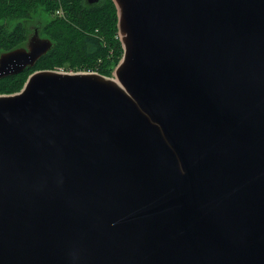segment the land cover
Returning a JSON list of instances; mask_svg holds the SVG:
<instances>
[{
	"label": "water",
	"instance_id": "1",
	"mask_svg": "<svg viewBox=\"0 0 264 264\" xmlns=\"http://www.w3.org/2000/svg\"><path fill=\"white\" fill-rule=\"evenodd\" d=\"M113 1V77L0 95V264H264V0Z\"/></svg>",
	"mask_w": 264,
	"mask_h": 264
},
{
	"label": "trees",
	"instance_id": "2",
	"mask_svg": "<svg viewBox=\"0 0 264 264\" xmlns=\"http://www.w3.org/2000/svg\"><path fill=\"white\" fill-rule=\"evenodd\" d=\"M63 12L58 16L56 12ZM48 20H41L43 15ZM43 38L54 43L34 68L0 80V95L19 93L36 71L84 72L98 70L113 77L124 57L118 28V10L113 0L90 5L87 0H0V53L24 45L31 19ZM34 18V19H35Z\"/></svg>",
	"mask_w": 264,
	"mask_h": 264
},
{
	"label": "rangeland",
	"instance_id": "3",
	"mask_svg": "<svg viewBox=\"0 0 264 264\" xmlns=\"http://www.w3.org/2000/svg\"><path fill=\"white\" fill-rule=\"evenodd\" d=\"M56 13H57L58 16H62V15H63V12H61V11L56 12ZM39 17H40V16H36V18L34 17L35 19H34V18L31 19V21L34 20L33 23H31V22L28 21V22H27V25H28V24H29V25H35V24H37V23L40 21ZM43 19L48 20V19H49V16H47V15L44 14L43 17L41 16V20H43ZM90 70H92V69H90ZM86 71H89V70H86Z\"/></svg>",
	"mask_w": 264,
	"mask_h": 264
},
{
	"label": "flooded vegetation",
	"instance_id": "4",
	"mask_svg": "<svg viewBox=\"0 0 264 264\" xmlns=\"http://www.w3.org/2000/svg\"><path fill=\"white\" fill-rule=\"evenodd\" d=\"M39 31L41 33V27L38 24L30 25L28 29V35H31L34 31ZM42 36V35H41Z\"/></svg>",
	"mask_w": 264,
	"mask_h": 264
},
{
	"label": "built area",
	"instance_id": "5",
	"mask_svg": "<svg viewBox=\"0 0 264 264\" xmlns=\"http://www.w3.org/2000/svg\"><path fill=\"white\" fill-rule=\"evenodd\" d=\"M84 73H87V74H99V73H98V70L84 71Z\"/></svg>",
	"mask_w": 264,
	"mask_h": 264
}]
</instances>
